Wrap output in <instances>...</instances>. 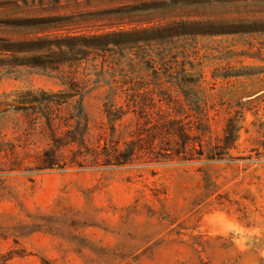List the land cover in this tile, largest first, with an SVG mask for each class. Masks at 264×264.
<instances>
[{
	"label": "rangeland",
	"instance_id": "rangeland-1",
	"mask_svg": "<svg viewBox=\"0 0 264 264\" xmlns=\"http://www.w3.org/2000/svg\"><path fill=\"white\" fill-rule=\"evenodd\" d=\"M174 22L209 33L88 54L49 42ZM53 51L70 60L23 62ZM107 104L129 111L126 135L146 109L189 139L161 132L162 154L125 165L39 168L68 129L96 145ZM0 264H264V0H0Z\"/></svg>",
	"mask_w": 264,
	"mask_h": 264
},
{
	"label": "trees",
	"instance_id": "trees-1",
	"mask_svg": "<svg viewBox=\"0 0 264 264\" xmlns=\"http://www.w3.org/2000/svg\"><path fill=\"white\" fill-rule=\"evenodd\" d=\"M193 24L195 26L194 22ZM194 26L189 27V24L187 25L185 22H174L171 25L133 27L130 29L104 31L92 35H66L49 42L52 46L54 44L55 46H66L69 48L70 51L61 52L65 55L73 53L88 54L92 50L96 52L106 51L112 47H124L140 42L162 40L167 37L181 34L209 33L205 31V29H197ZM43 43H46V40L39 38L34 41L14 43L10 48H12L11 50L22 52L31 50L39 51L45 48ZM76 47H78V50ZM8 48L9 47H6L5 49L9 50L10 48ZM52 55H56V57L51 61H45V59H42L43 56H37L23 62L44 67H55V65L70 60L69 57H65L66 59L61 58L57 51H53ZM71 96H74V94L67 93L64 95V98L69 99ZM134 106L137 108V105ZM145 110L142 111L147 112L148 117L142 122L138 121L137 128L126 135V133L119 131L117 122L118 120H123L129 111H117L113 104L111 106L107 104L106 114L108 122L102 124L98 143L96 145H90L88 142V126L85 128L77 127L74 130L68 129L65 135H54V146L44 152L40 159L39 168H54L55 166H61L67 163L78 165L91 163L92 165L105 166L125 165L133 163L136 159L140 158L152 159L150 156L153 153L162 154L157 150L159 144L155 143L159 138H161V140L165 138L159 136L161 132L172 136L175 142L177 141V136L189 139L190 134L183 130L179 120L169 119L165 115L162 116L161 119H156ZM239 132V128L235 125L234 120L231 119L226 128V135L224 138L226 145L234 144V142L239 139ZM196 137L198 136H195V138ZM167 140V143H169L171 139ZM183 142L184 146L177 149L178 154H182L185 152L184 150H186L188 144L186 141ZM74 146H77L78 149L76 150ZM68 147L70 148L69 152L71 155H69V157H64L62 150ZM203 152L202 146L201 155H203Z\"/></svg>",
	"mask_w": 264,
	"mask_h": 264
}]
</instances>
